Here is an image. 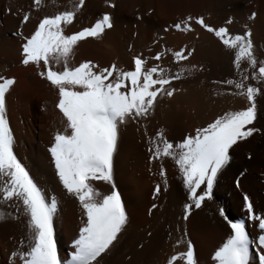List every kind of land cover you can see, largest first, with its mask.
Masks as SVG:
<instances>
[{
	"label": "snow or ice",
	"instance_id": "6c2138e0",
	"mask_svg": "<svg viewBox=\"0 0 264 264\" xmlns=\"http://www.w3.org/2000/svg\"><path fill=\"white\" fill-rule=\"evenodd\" d=\"M105 4L109 9L116 7L111 0H105ZM85 7L86 0H70L62 10L57 6L54 13L41 14L42 0H31L30 10L22 14L19 24L31 22L32 13L37 14V22L29 35L25 36L20 28L15 33L22 41L19 64L34 66L35 75L55 90L58 98L54 106L64 122L63 131L56 130L51 135L47 154L59 186L79 209L78 231L65 260L59 258L54 240L60 202L45 193L15 154L14 135L6 117V94L15 81L0 74V206L9 211L7 217L0 212V222L10 220L21 229L17 245L20 250L11 251L9 256L10 260H18V264H105V257L120 243L129 224L114 182L121 131L129 124H136L137 129L146 127L155 116L158 104L181 90L174 82L181 81L185 73L192 75L203 67L197 69L193 65L173 71L162 66L160 62L165 53L171 51L163 45L154 55L134 53L130 70L115 63L104 66L92 60L70 63L79 42L88 38L98 41L106 30L114 27L113 15L104 12L90 26L68 32ZM255 16V12L251 13L248 21ZM135 19L139 21L142 17L137 14ZM232 22L228 18L221 25H212L203 15H188L163 29L164 32L171 29L183 34L197 33L194 39H198V26L215 38L217 49L231 50L234 53L231 65L239 75L211 83L235 89L227 95L245 98L247 102L240 110L217 114L179 140L167 139L163 128H157L152 136L145 134L148 164L164 158L174 161L184 189L177 220L185 224L194 215V209L202 210L205 201L213 198L215 184L231 166L233 153L254 134L264 135V127L255 126L256 97L261 89L252 83L264 86V59H256L247 25L242 34H233L227 27ZM195 52L194 46L171 51L172 63L187 61ZM149 60L156 63L149 65ZM242 61H246L247 67H241ZM245 172H239L233 181L237 189ZM158 174L167 191L164 167L159 168ZM93 182L110 185V190L101 191ZM160 191L157 184L152 189V197L155 199ZM157 207L153 203L149 214ZM241 209L245 217L239 221L229 219L222 208L218 210L229 232L211 253L212 264H264V212L257 211L246 193L242 195ZM248 224L258 230L254 236L249 235ZM176 244L185 246V250L172 255L167 264H175L177 260L182 264H197L194 244L186 230Z\"/></svg>",
	"mask_w": 264,
	"mask_h": 264
},
{
	"label": "bare ground",
	"instance_id": "6f19581e",
	"mask_svg": "<svg viewBox=\"0 0 264 264\" xmlns=\"http://www.w3.org/2000/svg\"><path fill=\"white\" fill-rule=\"evenodd\" d=\"M243 1H248L250 5H241ZM260 1L111 0L116 7L109 9L105 0H86L82 14L68 29V32H72L90 26L104 12L114 17V27L106 30L100 40L88 38L78 43L70 60L73 64L92 60L104 66L115 63L130 70L134 53L154 55L163 45L171 51L194 46L196 52L187 61L173 64L169 51L160 62L162 66L173 71L179 67L195 65L201 69L203 66L200 71H194L192 75L185 73L181 81L174 82L175 87L181 90L173 98H164L158 104L155 116L147 122L146 127L137 129L136 124H129L121 131L114 182L127 210L129 224L120 243L105 257V264H167L172 255L185 250V246L176 244L185 230L194 244L197 264H208L205 256L214 251L229 232L226 222L218 215L219 209L222 208L233 221L244 219L241 205L242 195L246 193L257 211L264 212V135L254 134L233 153L231 166L215 184L213 198L205 201L202 210L194 209V215L186 224L177 220L184 189L174 161L164 158L163 161L148 164L145 136L146 133L152 136L157 128H163L167 139L179 140L183 134L191 132L196 126H203L217 114L247 106L245 98L227 95L235 89L211 83L213 80L235 79L239 75L233 69H226L234 54L229 55V50L217 49L215 38L198 26V39H194L197 33L183 34L171 29L164 32L163 29L188 15H203L212 25H221L225 19L231 18L233 22L227 25L230 31L242 34L247 25L252 33L254 55L257 60L264 59V5H258ZM42 2L44 8L41 14H52L57 11V6L61 10L68 6L70 0ZM30 7L31 0H0V74L15 81L6 94V117L14 135L15 154L45 193L57 197L60 202L54 240L59 258L65 260L70 253V242L78 231L79 209L59 186L47 154L51 135L56 130L63 131L64 125L61 114L54 106L58 98L56 92L35 75L34 66L19 64L22 41L15 33L20 28L27 36L33 30L37 22L36 13H32L31 22L24 26L19 24L20 17ZM253 12L256 13L255 19L248 21L247 17ZM137 14L142 17L139 21L135 19ZM153 40H156L155 44ZM148 63L156 62L149 60ZM241 67H247L246 61L241 62ZM252 83L261 89L256 97L258 118L255 122V126L260 128L264 127V86ZM161 166L166 172L167 191L158 174ZM245 170L237 189L233 181L239 172ZM93 183L104 192L111 187L102 182ZM157 184L161 191L154 199L152 189ZM153 203L158 207L149 214L148 209ZM0 212L9 216L5 207L0 206ZM247 231L254 236L258 230L248 224ZM20 239L21 229L17 223L10 220L0 222V264H18V260H10L9 256L11 251L20 250L17 247ZM175 264H182V261L177 260Z\"/></svg>",
	"mask_w": 264,
	"mask_h": 264
},
{
	"label": "rangeland",
	"instance_id": "374dc122",
	"mask_svg": "<svg viewBox=\"0 0 264 264\" xmlns=\"http://www.w3.org/2000/svg\"><path fill=\"white\" fill-rule=\"evenodd\" d=\"M230 1L232 2V0H229V2H230ZM244 2H245V3H244ZM241 5H250V3H249L248 1H243V3H241ZM258 5H262V7H263V5H264V1L261 0L260 3L258 2ZM234 32H235V33H233V34H239V33H238L237 31H235V30H234ZM231 54L233 55L234 53H233V52L231 53V50H229V55H231ZM233 58H234V57H233ZM233 58H231V59L229 60L227 66H226V69H229V68H230V69H233V68H232V65H231V60H232ZM211 252H213V251H211ZM211 252L207 253V254H209L208 256H205V258L208 260V264H212V261H211V259H210V256H211L210 254H211Z\"/></svg>",
	"mask_w": 264,
	"mask_h": 264
}]
</instances>
